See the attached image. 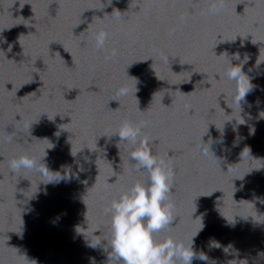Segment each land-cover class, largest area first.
Instances as JSON below:
<instances>
[{
  "label": "water",
  "instance_id": "water-1",
  "mask_svg": "<svg viewBox=\"0 0 264 264\" xmlns=\"http://www.w3.org/2000/svg\"><path fill=\"white\" fill-rule=\"evenodd\" d=\"M211 2L0 0V264H110L106 209L147 173L108 136L141 121L174 172V220L155 239L188 245L202 218L193 248L208 259L192 264H264V0H223L215 15ZM246 56L240 108L249 78L225 73ZM23 155L45 174L13 172ZM59 172L71 179L47 182Z\"/></svg>",
  "mask_w": 264,
  "mask_h": 264
},
{
  "label": "clouds",
  "instance_id": "clouds-1",
  "mask_svg": "<svg viewBox=\"0 0 264 264\" xmlns=\"http://www.w3.org/2000/svg\"><path fill=\"white\" fill-rule=\"evenodd\" d=\"M222 7L223 0H212L208 12L213 15L218 14L222 10ZM181 19L183 20L184 17ZM108 37L109 34L104 29H100L95 34L94 40L97 50L103 51L105 49ZM116 55L117 50L112 49L110 55L105 56V60H111ZM236 58L239 59V54H236ZM161 59L167 62L168 57L162 56ZM248 59H250V57L246 56L243 63L239 64H234L232 60L229 59V66L225 73L228 79L236 82L240 80L241 73L246 75L243 71V64L246 63ZM246 76L248 77V75ZM252 88L253 85L249 78L248 86L239 89V96L237 97L236 103L240 108V102L245 99L247 93L250 92ZM138 90L139 89L136 87L135 92ZM128 91L127 88H121L119 94L125 96L128 94ZM146 126V121H141L139 124L135 125L125 122L113 134L108 136V138L111 139L113 135H118L120 140L129 141L134 146L133 151L130 153V160L133 162L132 168L137 172L143 171L147 173L146 180L134 182L131 187L122 191L117 198L113 199L110 206L106 209L110 214V239L107 241V247L110 252V254H108L110 264H177L178 261H180L181 264H192L194 258L207 260L208 257L206 255L197 256L193 248V237L204 227L201 217V227L192 237V241L188 245L172 237H166L158 241L153 235L155 232L171 226V222L174 220L171 206L165 204L172 190L171 180L174 172L164 159L161 158L158 160L153 154L152 150L147 146L149 143L147 137L140 139L142 137L143 128ZM251 132L254 134L255 129H251ZM7 139L11 142L13 137L9 136ZM138 140L140 146L135 147ZM212 143V140L208 143L207 150L201 147L204 156H208L209 152L214 155L211 150ZM220 143H223V140H221ZM51 145L50 148H53L54 144L51 143ZM247 150L248 154H250L251 149L247 147ZM46 155L47 153L43 157ZM44 166L49 170L45 163ZM9 167L13 172L25 168H36L42 174H45L44 169L37 168V161L27 155L12 159L9 162ZM80 170L83 171V167H81ZM65 179L70 180L71 176L62 175L60 173V175L48 179L47 182H59ZM100 243L101 241H97L96 244H89V246L96 248ZM215 245H218V247L220 246L218 242H215ZM229 247L232 246L229 245L226 248Z\"/></svg>",
  "mask_w": 264,
  "mask_h": 264
}]
</instances>
